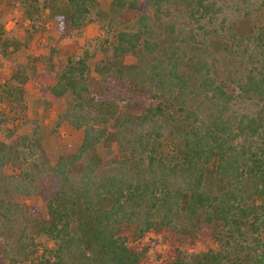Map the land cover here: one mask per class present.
Wrapping results in <instances>:
<instances>
[{
    "label": "trees",
    "instance_id": "16d2710c",
    "mask_svg": "<svg viewBox=\"0 0 264 264\" xmlns=\"http://www.w3.org/2000/svg\"><path fill=\"white\" fill-rule=\"evenodd\" d=\"M13 1L35 21L40 0ZM42 1L74 29L98 2ZM251 10L248 0H111L96 91L85 59L34 72L53 101L72 98L59 122L82 132L53 164L38 130L7 128L25 106L0 72V264H145L151 236L205 231L217 249L159 264H264V24L237 26Z\"/></svg>",
    "mask_w": 264,
    "mask_h": 264
},
{
    "label": "rangeland",
    "instance_id": "374dc122",
    "mask_svg": "<svg viewBox=\"0 0 264 264\" xmlns=\"http://www.w3.org/2000/svg\"><path fill=\"white\" fill-rule=\"evenodd\" d=\"M252 6V16L240 17L238 25L241 30L257 24H264V0H248ZM111 0H98L91 9L88 19L80 28L74 29L65 21L62 24L52 19L50 12L44 10V2L37 6L35 21L23 16V7L13 0H0V31H3V46L0 47V72L12 76L11 85L23 91L21 116L9 123L7 128L15 131L17 136L28 135L33 129L38 130L41 147L47 160L53 164L58 158L73 153L79 146L82 132L75 130L67 122H59V117L71 106L72 98L63 96L53 101L48 94L40 91V81L34 72L47 69L61 72L68 61L85 59L95 79L93 89H98V76L94 67L111 58V34L107 36L106 22L100 16L107 12ZM257 12H254V8ZM15 78V79H14ZM4 81L0 80V85ZM3 112L9 108L1 105ZM10 113V111H9ZM110 153L108 147H100L99 155ZM158 245L150 250L145 264H159L163 257L180 251L184 254H197L208 249H217L210 231H205L197 239L179 237L169 233L164 237L151 236ZM40 246L46 245L43 237H37ZM48 244V243H47Z\"/></svg>",
    "mask_w": 264,
    "mask_h": 264
}]
</instances>
